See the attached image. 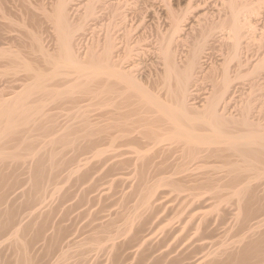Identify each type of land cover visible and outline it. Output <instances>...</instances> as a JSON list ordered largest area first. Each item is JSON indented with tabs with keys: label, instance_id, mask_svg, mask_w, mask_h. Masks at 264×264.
<instances>
[{
	"label": "bare ground",
	"instance_id": "1",
	"mask_svg": "<svg viewBox=\"0 0 264 264\" xmlns=\"http://www.w3.org/2000/svg\"><path fill=\"white\" fill-rule=\"evenodd\" d=\"M0 264H264V0H0Z\"/></svg>",
	"mask_w": 264,
	"mask_h": 264
},
{
	"label": "rangeland",
	"instance_id": "2",
	"mask_svg": "<svg viewBox=\"0 0 264 264\" xmlns=\"http://www.w3.org/2000/svg\"><path fill=\"white\" fill-rule=\"evenodd\" d=\"M207 82V81H206ZM206 82H205V84H206Z\"/></svg>",
	"mask_w": 264,
	"mask_h": 264
}]
</instances>
